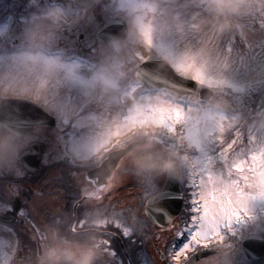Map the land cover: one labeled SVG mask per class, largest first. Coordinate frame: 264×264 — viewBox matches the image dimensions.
Returning <instances> with one entry per match:
<instances>
[{
    "label": "clouds",
    "instance_id": "obj_1",
    "mask_svg": "<svg viewBox=\"0 0 264 264\" xmlns=\"http://www.w3.org/2000/svg\"><path fill=\"white\" fill-rule=\"evenodd\" d=\"M257 20H264V0H24L14 33L7 17L0 18V204L10 207L21 195L30 168L25 158L38 145L59 162L62 186L60 199H33L36 246L24 252L15 245L7 264H112L104 244L109 225L119 220L142 230L151 220L145 208L163 207V180L183 182L199 166L193 148L210 131L208 139L220 134L221 114L228 116L225 134L239 128L264 140V26ZM241 33L251 37L250 46L239 41ZM187 55L232 86L182 87L191 73L177 76L174 69ZM153 81L165 84L171 103L191 105L183 133L141 125L93 151L100 129L87 118L111 120ZM129 181L132 200L106 195ZM99 185L98 196L87 195ZM247 191L235 235L207 245L208 254L192 264H249L240 242L264 240V175L257 172ZM70 199L79 207L68 206ZM9 236L0 231V245L7 247ZM193 251L200 249L188 255Z\"/></svg>",
    "mask_w": 264,
    "mask_h": 264
},
{
    "label": "snow or ice",
    "instance_id": "obj_2",
    "mask_svg": "<svg viewBox=\"0 0 264 264\" xmlns=\"http://www.w3.org/2000/svg\"><path fill=\"white\" fill-rule=\"evenodd\" d=\"M256 25L264 26V20L255 21ZM146 43L151 45L150 25H144L143 29ZM255 31V28L252 29ZM239 41L248 47L252 39L248 34L241 33ZM237 37H232L225 44V49L231 51ZM177 76L182 73H191L182 77L181 86L191 91L203 85H222L231 87V82L222 77H216L207 73L202 66H198L191 55L175 65ZM175 83V82H171ZM152 89H157L159 94L153 96ZM168 88L163 82H149L139 97H133V101L121 113L113 116L111 120L104 116L91 114L87 120L100 129L94 137L93 151L106 144L111 137L123 134L129 128L141 125L156 124L162 126L167 133H183V122L187 119L188 109L191 107L182 100L171 103L167 99ZM228 116L221 114L218 118V131L220 134L213 136L211 131L205 139L198 142L193 148L194 157L199 161V166L188 170L186 179L181 182V199L187 192L190 200L189 215L183 219L181 227L176 231L173 242L168 248V264H192L201 256L208 254L207 247L212 242H218L230 233H235L234 222H242V215L246 213L243 208V200L249 195L247 189L253 182V177L259 172L264 175V140L248 131L245 133L239 128H232L230 134H225L223 122ZM67 123V118L65 119ZM179 126V127H178ZM95 183L94 177H88ZM103 185H99L97 191L88 193L89 196H98ZM173 201H163V207H146V213L154 223H167L172 215L166 210L167 205ZM79 200L74 201L78 206ZM0 209H5V214L0 217V231L10 234L7 247L0 245V264H7L11 258V251L15 245H19L14 222L18 218H24L27 223L29 213L25 208H20L14 214V204L6 207L0 204ZM183 217L185 213L181 212ZM7 221V223L3 221ZM105 224L108 223L106 219ZM112 225L120 229L122 235L130 236L133 231L119 220L112 221ZM169 227L171 224L169 223ZM39 231V228L36 229ZM112 235L109 233V236ZM104 244L111 257L119 259L117 251L111 246L110 241ZM192 249L191 256L188 255ZM161 256H164L161 251ZM130 264L132 262L130 261ZM136 264H152L143 254Z\"/></svg>",
    "mask_w": 264,
    "mask_h": 264
},
{
    "label": "flooded vegetation",
    "instance_id": "obj_3",
    "mask_svg": "<svg viewBox=\"0 0 264 264\" xmlns=\"http://www.w3.org/2000/svg\"><path fill=\"white\" fill-rule=\"evenodd\" d=\"M23 15L24 0H0V18L7 17L8 23L12 25L13 33L18 29ZM79 39L84 41L87 39V36L81 35ZM25 159L30 166L28 175L25 177V187L21 195L13 203L14 214L20 208H25L29 213L28 219L32 222L27 223L24 218H18L13 225L17 232L20 248L24 252L30 248H34L39 238V231H36L39 228L38 217L31 211L33 199L45 198L56 200L62 197L60 191L62 186L57 183L55 172L59 168V162L45 157L43 145H38L36 152L28 155ZM106 195L113 201H130L135 197L136 193L132 183L129 181L117 185L114 190L108 192ZM186 201H189V196L187 195L183 198L181 210V212L185 213V216L182 217L180 212L170 222L171 227L169 225L160 227L149 220L142 230L133 232L130 236L126 237L122 235L119 228L112 224L109 225V232L112 235L105 237V240L110 241L111 246L117 251L119 257L118 260L111 257L112 264H130V261L132 264H136L140 259V254L151 260L152 264H168L169 245L173 242V237L181 227L183 219L187 218L190 214V204ZM68 206L73 208L79 207L71 199L68 201ZM3 222L7 223L6 220ZM241 225L242 222H234L233 227L240 228ZM229 235H235V233H230ZM247 238L248 236L243 237L240 242L244 257L248 260L249 264H264V253L256 259V243L254 240ZM246 240H248V243L245 244L244 241ZM161 251L164 253L163 257L160 254Z\"/></svg>",
    "mask_w": 264,
    "mask_h": 264
},
{
    "label": "water",
    "instance_id": "obj_4",
    "mask_svg": "<svg viewBox=\"0 0 264 264\" xmlns=\"http://www.w3.org/2000/svg\"><path fill=\"white\" fill-rule=\"evenodd\" d=\"M115 23H118V22H115ZM180 197H181V191H180V187H179V182H177L176 180H174L172 178H166L164 183H163V189H162V204H163V201H165V200L173 201L172 203H169L167 205V208H166L167 212L172 215V219L179 213V211L181 209L182 199ZM151 221H153V220L151 219ZM156 224L163 227V226L168 225L169 222H167V223H156ZM248 238L251 240H254L256 243L257 247L255 250V252H256L255 258L261 256L264 252L263 240L252 238V237H248ZM247 241L248 240L244 241L245 244L248 243ZM243 250H244V248H243Z\"/></svg>",
    "mask_w": 264,
    "mask_h": 264
},
{
    "label": "rangeland",
    "instance_id": "obj_5",
    "mask_svg": "<svg viewBox=\"0 0 264 264\" xmlns=\"http://www.w3.org/2000/svg\"><path fill=\"white\" fill-rule=\"evenodd\" d=\"M162 138H163V134H162ZM261 206H264V201L260 202Z\"/></svg>",
    "mask_w": 264,
    "mask_h": 264
}]
</instances>
